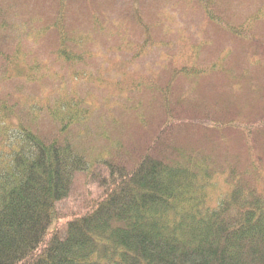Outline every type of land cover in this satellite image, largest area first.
I'll use <instances>...</instances> for the list:
<instances>
[{
  "label": "trees",
  "instance_id": "obj_1",
  "mask_svg": "<svg viewBox=\"0 0 264 264\" xmlns=\"http://www.w3.org/2000/svg\"><path fill=\"white\" fill-rule=\"evenodd\" d=\"M13 1L0 0V46L17 38ZM67 1L54 0L56 53L81 62L65 48L84 41L63 33ZM197 2L264 73V34L251 21L239 31L208 0ZM226 51L197 62L190 46L188 57L166 53L159 75L123 76L118 90L147 94L126 128L58 97L37 106L57 127L49 136L33 106L0 96V264H264V78L246 79L255 99L239 113L235 90L218 94L223 77L240 81ZM79 124L89 128L77 136ZM94 140L105 146L91 154Z\"/></svg>",
  "mask_w": 264,
  "mask_h": 264
},
{
  "label": "rangeland",
  "instance_id": "obj_2",
  "mask_svg": "<svg viewBox=\"0 0 264 264\" xmlns=\"http://www.w3.org/2000/svg\"><path fill=\"white\" fill-rule=\"evenodd\" d=\"M208 2L226 23L236 25L239 31L251 21L252 33L264 34V0ZM11 5L14 10L8 17L17 28V38L12 45L4 42L0 46V96H10L9 100H16L27 109L34 107L36 127L49 136H54L57 127L37 106L43 109L58 97L63 104L79 100L98 119L114 118L119 125L124 124L122 128L136 126L134 106L147 94L143 93V97L128 94L124 88L118 90L123 76L159 75L166 53H183V57H188L190 46L198 50L197 62H211L226 50H233L234 56L226 53V58L231 56L238 65H231L230 58L226 62L231 66L230 76L235 73L240 81L231 82L223 77L218 94L226 97L235 90L238 97L234 105L239 113L248 112L255 99L256 90L249 80L264 78L258 65L253 64L249 48L233 44L224 28L207 21L197 0L67 1L60 21L63 33L84 38L78 46L65 45L73 56L83 57L81 62L73 63L56 53L60 44L58 30L52 29L56 20L54 0H15ZM135 15L141 24L134 20ZM141 46L144 49H140V56L134 61L133 55ZM124 104L133 110H123ZM86 127L89 128L79 124L71 129L79 136L85 134ZM101 146L105 143L94 140L90 153ZM214 180L217 190H221L223 180Z\"/></svg>",
  "mask_w": 264,
  "mask_h": 264
}]
</instances>
